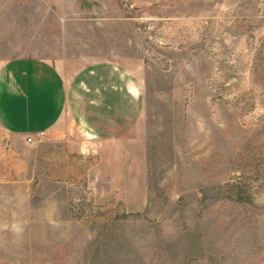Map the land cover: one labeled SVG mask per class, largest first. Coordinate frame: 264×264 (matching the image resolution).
<instances>
[{
    "label": "rangeland",
    "instance_id": "374dc122",
    "mask_svg": "<svg viewBox=\"0 0 264 264\" xmlns=\"http://www.w3.org/2000/svg\"><path fill=\"white\" fill-rule=\"evenodd\" d=\"M24 58L84 92L35 143L0 121V264H264V0H0Z\"/></svg>",
    "mask_w": 264,
    "mask_h": 264
},
{
    "label": "crops",
    "instance_id": "0c3cea01",
    "mask_svg": "<svg viewBox=\"0 0 264 264\" xmlns=\"http://www.w3.org/2000/svg\"><path fill=\"white\" fill-rule=\"evenodd\" d=\"M102 87L98 103L111 108L105 92L108 86ZM83 92V77L69 79L65 66L52 60H9L0 64V121L8 132L15 134L40 130L54 133L68 108L80 106L75 93ZM92 126L87 131L91 136L98 130L108 133L114 129V120H102L96 127Z\"/></svg>",
    "mask_w": 264,
    "mask_h": 264
},
{
    "label": "built area",
    "instance_id": "2783aa9c",
    "mask_svg": "<svg viewBox=\"0 0 264 264\" xmlns=\"http://www.w3.org/2000/svg\"><path fill=\"white\" fill-rule=\"evenodd\" d=\"M45 135H46L45 131H40V132L36 133L35 137L34 136H29L27 138V141L29 143H35V142L40 141L41 139H43Z\"/></svg>",
    "mask_w": 264,
    "mask_h": 264
}]
</instances>
